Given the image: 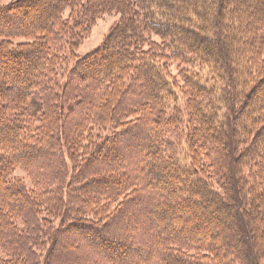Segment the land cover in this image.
I'll use <instances>...</instances> for the list:
<instances>
[{"label":"trees","instance_id":"trees-1","mask_svg":"<svg viewBox=\"0 0 264 264\" xmlns=\"http://www.w3.org/2000/svg\"><path fill=\"white\" fill-rule=\"evenodd\" d=\"M250 2L0 5V264H264V0Z\"/></svg>","mask_w":264,"mask_h":264},{"label":"rangeland","instance_id":"rangeland-1","mask_svg":"<svg viewBox=\"0 0 264 264\" xmlns=\"http://www.w3.org/2000/svg\"><path fill=\"white\" fill-rule=\"evenodd\" d=\"M12 0H0V5H6L7 3L11 2ZM38 1V0H37ZM45 1V0H44ZM41 3H36L33 6L25 7L26 14H24L25 18H30L35 14L36 10H38L37 6L41 7ZM251 5L259 4V0H251ZM68 12V11H67ZM120 13L111 12L106 13L102 17L100 16L95 24L90 28L89 33L80 43L79 47L77 48L78 55H84L89 53L90 51L99 47L105 40L106 36L111 32L113 25L120 19ZM177 66L175 64L172 65L171 69L174 73L177 72ZM207 75V74H206ZM182 98V97H181ZM18 176L27 177L26 172L23 170L17 171ZM27 183L30 185V180L26 179ZM1 253V250H0Z\"/></svg>","mask_w":264,"mask_h":264}]
</instances>
